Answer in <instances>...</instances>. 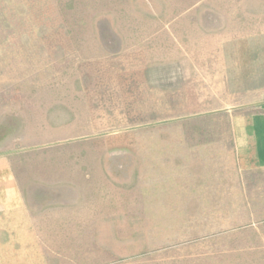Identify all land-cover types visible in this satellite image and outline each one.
<instances>
[{"label": "rangeland", "instance_id": "obj_1", "mask_svg": "<svg viewBox=\"0 0 264 264\" xmlns=\"http://www.w3.org/2000/svg\"><path fill=\"white\" fill-rule=\"evenodd\" d=\"M0 156V264H264V0H0Z\"/></svg>", "mask_w": 264, "mask_h": 264}, {"label": "crops", "instance_id": "obj_2", "mask_svg": "<svg viewBox=\"0 0 264 264\" xmlns=\"http://www.w3.org/2000/svg\"><path fill=\"white\" fill-rule=\"evenodd\" d=\"M15 174L8 157L0 156V254L36 253L41 235Z\"/></svg>", "mask_w": 264, "mask_h": 264}]
</instances>
